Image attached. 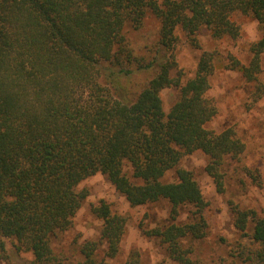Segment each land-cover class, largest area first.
Listing matches in <instances>:
<instances>
[{"label": "trees", "instance_id": "1", "mask_svg": "<svg viewBox=\"0 0 264 264\" xmlns=\"http://www.w3.org/2000/svg\"><path fill=\"white\" fill-rule=\"evenodd\" d=\"M235 15L261 30L248 65L226 55V68L253 84L255 103L264 95V0H0V260L13 240L34 264H55L51 239L71 228L88 197L79 185L101 174L130 207L166 202V223L143 234L173 264H201L191 244L206 236L207 202L180 163L200 151L222 193V167L245 147L233 129L206 127L218 111L208 96L215 52L201 53L192 78L172 76L177 32L197 49L201 29L235 42ZM149 18L158 24L157 41L148 56L138 55L128 29L139 31ZM142 73V84L132 82ZM169 88L178 95L166 112L161 93ZM90 211L101 221L98 241L84 243L74 264H103L119 253L126 218L102 200ZM232 213L231 264H264V217Z\"/></svg>", "mask_w": 264, "mask_h": 264}, {"label": "rangeland", "instance_id": "2", "mask_svg": "<svg viewBox=\"0 0 264 264\" xmlns=\"http://www.w3.org/2000/svg\"><path fill=\"white\" fill-rule=\"evenodd\" d=\"M161 1V0H159ZM233 21L239 26L240 38L215 41L206 29L197 34L200 49L193 48L179 31L175 50L177 68L173 77L182 82L193 77L198 59L202 52H215V69L210 77L208 96L217 105V115L207 124V129L220 132L231 128L244 144V152L238 159L227 160L223 167L224 191L218 193L211 178L206 173L207 157L200 151L184 157L180 166L192 172L207 202L203 215L207 223L206 236L191 244L192 259L201 264H231V246L237 241L238 234L233 227L232 210H252L264 217V95L253 103L251 92L253 84H247L237 70L227 69L226 55H233L241 65H248L251 59L250 49L261 36L257 22L250 17L237 16ZM158 24L149 18L139 31L128 29L131 47L138 55L148 56L154 50L157 41ZM261 67L264 69V52L261 55ZM146 74H137L132 82L142 84ZM261 81L264 80L261 79ZM177 91L169 88L161 93L164 111L177 99ZM258 177L253 181L248 174ZM173 174L166 175V181H172ZM79 189L88 191V197L73 218L71 228L58 233L51 239V248L55 264H74L81 260L80 248L86 242H97L101 221L91 213V206L105 201L112 213L126 218L124 235L120 242L119 253L115 258L103 259V264H173L165 248L155 239L148 238L143 230L163 225L168 219L169 206L158 202L142 207H130L101 174L84 180ZM187 210V209H185ZM186 216V212L182 218ZM223 240V241H222ZM7 260L0 264H34L30 252H17L15 241L6 242ZM102 249L99 259H102Z\"/></svg>", "mask_w": 264, "mask_h": 264}]
</instances>
